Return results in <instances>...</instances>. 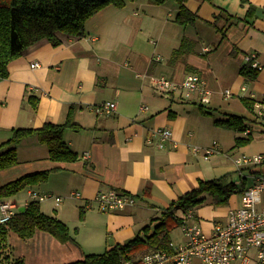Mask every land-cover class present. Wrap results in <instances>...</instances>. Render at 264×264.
Instances as JSON below:
<instances>
[{
    "label": "crops",
    "instance_id": "0c3cea01",
    "mask_svg": "<svg viewBox=\"0 0 264 264\" xmlns=\"http://www.w3.org/2000/svg\"><path fill=\"white\" fill-rule=\"evenodd\" d=\"M247 1L260 9L252 24L229 21L223 15L217 22L218 27H225L223 33L212 25L214 15L224 9L244 18L247 3L185 0V7L196 15L194 23L186 27L173 22L178 12L174 1L130 0L121 8L107 5L85 20L82 36L57 32L58 44L41 38L9 62L7 77H0V143L14 128H37L47 121L62 123L71 110L78 127L66 128L64 140L78 159L51 160L36 136L16 145L18 162L0 170V185L26 173L50 169L48 180L32 187L64 193L61 202H65L56 205L48 199L43 202L51 204L49 210L40 209L62 220L73 240L61 242L43 230L28 238L10 231L8 253L27 264H65L111 249L145 225H153L171 201L200 180L238 173L233 162L236 156L264 153L263 123L240 98L249 97V91L264 97V0ZM183 38L184 53L172 58ZM253 55L261 68L254 80H246L239 69ZM32 62L39 66L31 67ZM188 72L205 79L208 103H201L196 94L186 97L180 90L160 96L151 87V75L181 80ZM243 84L246 91H240ZM227 89L233 93L230 97L224 95ZM29 97L36 100L35 107ZM104 101H114L116 109L97 115L92 107ZM140 105L147 108L140 109ZM229 114L249 119V143L235 146V139L242 134L214 123ZM256 126L263 134L253 138ZM155 127L172 132L163 147L157 145V137L146 142ZM213 141L219 151L207 159L192 150L194 145L204 148ZM247 171L243 169V174ZM27 188L6 198L15 202L18 211L29 202ZM109 188L132 193L135 203L113 211L100 210L92 199ZM70 190H78L81 196L70 197ZM240 194H232L223 206L194 208L192 219L210 233L213 220L224 221L228 209L240 204ZM170 240L183 242L180 226L171 230Z\"/></svg>",
    "mask_w": 264,
    "mask_h": 264
},
{
    "label": "trees",
    "instance_id": "16d2710c",
    "mask_svg": "<svg viewBox=\"0 0 264 264\" xmlns=\"http://www.w3.org/2000/svg\"><path fill=\"white\" fill-rule=\"evenodd\" d=\"M128 1L130 0H0V77H7L9 62L41 38H47L53 45H56L59 42L57 32L82 36L85 32L84 23L87 18L107 5L121 8ZM149 1L162 4L169 0ZM172 1L178 4V12L173 22L183 27L192 25L196 15L185 7V0ZM241 2L247 3L244 18L233 16L224 9H220L219 13L214 15L212 25L223 33L225 27L221 28L217 25L223 15L229 21L243 20L252 24L253 18L260 9L247 0H241ZM184 40L183 38L181 45L173 50L172 58L184 53ZM251 62L250 60L244 63L239 69V73L246 80H254L260 70L252 67ZM240 98L243 104L251 109L252 99L246 96ZM29 101L33 107L36 106V100L33 97H29ZM249 122L245 116L235 114L214 120L216 125L240 133L249 127ZM68 127L74 129L78 127L71 110L67 112L62 123L47 121L37 128L12 129L11 136L0 143V170L18 162L16 145L29 136H36L38 141L46 146L51 160L61 162L77 160L78 154L64 140V131ZM251 140L250 134L241 135L235 139V146L245 145ZM50 172V169H43L26 173L0 185V200L26 187L46 182ZM226 179L227 176L224 175L200 180L197 186L171 201L159 217L154 219L153 225H145L134 237L122 244H116L111 249L100 253H88L81 259L65 264H123L126 260H133L139 252L170 251V232L181 225L188 210L201 206L206 197L210 198L215 205H225L232 194L242 191L248 180L242 179L240 184H237ZM36 230L49 232L61 242L73 240L68 226L62 220L43 212L40 209V202L31 200L27 202L22 211H16L10 220L0 223V264H27L22 258L12 256L7 252V236L10 231H13L22 238H28Z\"/></svg>",
    "mask_w": 264,
    "mask_h": 264
},
{
    "label": "built area",
    "instance_id": "2783aa9c",
    "mask_svg": "<svg viewBox=\"0 0 264 264\" xmlns=\"http://www.w3.org/2000/svg\"><path fill=\"white\" fill-rule=\"evenodd\" d=\"M250 58L252 67L261 68L255 59ZM31 67H38V62H32ZM150 84L153 91L160 96L168 97L174 91L180 90L188 97L196 94L201 103H208L210 91L205 79L197 72H188L181 80H175L165 75H151ZM245 84L240 86V91H246ZM232 91L226 90L225 97H230ZM252 99L254 117L264 124V97H258L254 91H249ZM146 105H140V109H146ZM97 115H108L115 111L114 101H104L92 107ZM249 127L242 131L243 136L249 135ZM172 132L166 127H155L146 137L147 143H152L153 137L158 138L157 145L171 139ZM194 153L202 152L203 158L219 151L216 141L201 148L192 146ZM85 155H88L85 153ZM236 171L242 179H248L240 194V204L228 209L224 221L214 220L210 233L201 228L199 221L192 219L193 212L188 210L180 228L183 234V242L174 244L170 242V251L148 250L133 260H126L123 264H264V172L261 166L264 163V153L240 154L233 160ZM243 169H248L243 174ZM28 201L43 202L53 199L58 205L62 195L47 191H41L33 187L26 189ZM70 197H80L78 190H70ZM259 195V199L257 198ZM98 208L103 211H113L125 208L135 203V196L127 191L115 188L98 191L93 199ZM18 211L15 202L9 199L0 200V223L11 219Z\"/></svg>",
    "mask_w": 264,
    "mask_h": 264
},
{
    "label": "rangeland",
    "instance_id": "374dc122",
    "mask_svg": "<svg viewBox=\"0 0 264 264\" xmlns=\"http://www.w3.org/2000/svg\"><path fill=\"white\" fill-rule=\"evenodd\" d=\"M170 2L169 3H174L172 0H169ZM181 29H182V27H181ZM262 132H264V124L262 125ZM254 132L252 133V136H253V138H258L260 135H262L263 133H261V130L259 129V127H254V130H253ZM262 138H263V140H264V134H263V136H262ZM227 176V181H234V182H238V181H240V176H239V174L238 173H236V172H234V173H230V174H227L226 175ZM248 181V180H247ZM24 192L22 191V192H20L19 194L21 195V194H23ZM54 193L55 194H60L61 193V195L62 194H64V193H62L61 191H57V190H55L54 191ZM257 198L259 199V195H257ZM63 202H65V200L63 201ZM63 202H61V203H63ZM204 204H206V205H213V206H215V207H219V206H223V205H215L214 203H212L211 202V200H210V198H208V197H206L205 198V200H204V202H203V204L202 205H204ZM50 206H51V204L50 203H46V202H41V206L40 207H42L43 209H47V210H49V208H50ZM214 221V220H213ZM212 221V222H213ZM7 251V250H6ZM8 252V251H7Z\"/></svg>",
    "mask_w": 264,
    "mask_h": 264
},
{
    "label": "water",
    "instance_id": "95a60500",
    "mask_svg": "<svg viewBox=\"0 0 264 264\" xmlns=\"http://www.w3.org/2000/svg\"><path fill=\"white\" fill-rule=\"evenodd\" d=\"M23 209H24V207H20V208H19V211H22Z\"/></svg>",
    "mask_w": 264,
    "mask_h": 264
}]
</instances>
